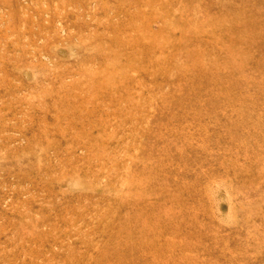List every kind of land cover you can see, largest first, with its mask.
<instances>
[{"label": "rangeland", "instance_id": "1", "mask_svg": "<svg viewBox=\"0 0 264 264\" xmlns=\"http://www.w3.org/2000/svg\"><path fill=\"white\" fill-rule=\"evenodd\" d=\"M0 264H264V0H0Z\"/></svg>", "mask_w": 264, "mask_h": 264}]
</instances>
